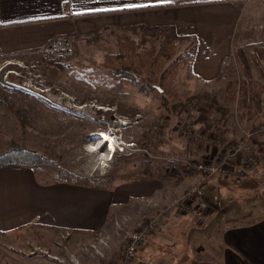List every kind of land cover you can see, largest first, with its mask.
Instances as JSON below:
<instances>
[{
  "label": "rangeland",
  "instance_id": "1",
  "mask_svg": "<svg viewBox=\"0 0 264 264\" xmlns=\"http://www.w3.org/2000/svg\"><path fill=\"white\" fill-rule=\"evenodd\" d=\"M238 6L239 24L244 25L229 44L221 47L227 48L225 52H206L201 34L214 31L216 24L203 20L206 14L201 6L173 4L140 10L144 21L120 14H96L72 21L74 31L54 39L61 44L69 41L68 58L52 55L42 61L36 58L38 50L1 56L0 84L9 92L22 124L0 107V145L21 144L52 160L61 171L108 186L106 190L96 189L98 194H112L114 201L122 203L114 202L104 226L80 236L83 242L75 247L70 241L71 231L48 230L50 227L35 220L27 227L18 225L16 239L0 232V264H118L130 233L191 188L193 174L184 173L182 164L171 168L174 162L211 163L220 156L222 145L235 142L246 145L257 160L247 169L235 162L225 167L226 175L211 176L198 192V204L206 210L204 217L182 214L178 219L195 222L196 227L205 229L199 233L203 236L216 235L215 230L236 220H264V132L246 139L264 127V60L257 62L246 47L264 45V0H244ZM213 38L218 41L223 37ZM120 44L143 54L156 55L162 45L171 50L163 70L172 75V85L186 100L181 101L179 113L167 112L161 96L148 88L159 82L147 66L137 67V80L114 75L110 64ZM229 61L236 72H226L218 81V73L226 71ZM244 65L251 79L263 88L262 112L254 118L224 102L225 81L241 85L247 80ZM186 94H207L220 111L208 112L203 102H188ZM101 132L116 133L121 138L111 157L107 146L97 140ZM202 137L212 138L219 146L207 144L199 139ZM35 174L50 192L67 186L56 182L57 171L42 169ZM141 200L147 201L145 206ZM150 237L141 242L139 254L150 252L142 247ZM106 240L107 247L103 244ZM93 242L94 249L90 247ZM82 246L86 249L81 251ZM139 254L131 264H138Z\"/></svg>",
  "mask_w": 264,
  "mask_h": 264
},
{
  "label": "crops",
  "instance_id": "2",
  "mask_svg": "<svg viewBox=\"0 0 264 264\" xmlns=\"http://www.w3.org/2000/svg\"><path fill=\"white\" fill-rule=\"evenodd\" d=\"M243 2L244 0H171L168 3L161 0H0V58L3 55L29 54L44 48L57 36L72 33L75 28L71 22L81 17L120 14L123 18L129 15L127 18L130 19V15H133L134 20L144 21V18L139 17L140 10L164 9L162 4L201 6L202 12L206 14L202 15L203 20L214 21L216 24L214 31L205 30L201 34L205 39L203 45L206 52H225L227 48L221 47L225 43L229 44L230 39L236 37L243 28L244 24H239L241 12L237 11L241 8L238 5ZM213 37L223 38L215 41ZM66 185V188L50 192L36 180L35 170L1 168L0 232L6 238L16 239L14 235L18 225L24 224L27 227L35 220L50 227H45L48 230L62 228L71 231L70 241L74 247L83 242L80 236L104 226L107 216L109 217L108 212L113 210V203L116 202L115 196L99 195L96 189ZM117 203L122 202L118 200L115 204ZM248 217L251 218L250 215ZM177 219L165 222L145 241L142 247L150 252L146 255L140 253L138 264H158L161 261H167L168 264H264V220H236L227 223L228 227L222 226L220 230H215L216 235L203 236L201 234L205 229L196 227L195 222L189 224ZM200 232L202 233L199 234ZM151 260L153 262L148 263Z\"/></svg>",
  "mask_w": 264,
  "mask_h": 264
},
{
  "label": "trees",
  "instance_id": "3",
  "mask_svg": "<svg viewBox=\"0 0 264 264\" xmlns=\"http://www.w3.org/2000/svg\"><path fill=\"white\" fill-rule=\"evenodd\" d=\"M170 4H162L161 7H169ZM251 53V56L257 61L264 60V45L262 43L250 44L246 46ZM167 57V58H166ZM36 58H39L38 56ZM42 59L46 61L50 59ZM171 58V50L167 49L164 45L160 48L156 55L136 53L131 49H128L125 45L120 44L117 46V51L112 54V60L110 66L114 69V75L122 78H128L130 80H137L135 73L138 71L137 67H145L151 69L153 76L157 77L159 84H149L150 90H155L162 98V104L164 109L172 114H177L183 107L181 101L183 96L172 85L171 77L169 73L163 70L165 62ZM226 71L222 70L218 73L216 79L222 81L226 77V72L234 74L236 72L234 63L229 61L225 65ZM244 73L247 80L241 81V85H238L232 80L225 81V96L224 102L228 105H235L240 108L244 113L249 114L250 118H254L262 112L261 96L263 88L255 80L251 79L249 69L244 65ZM188 96V94H186ZM188 102L199 101L205 104V108L208 112L220 111L217 104L213 100L209 99L207 94L197 95L195 97H189ZM0 107L7 110L22 124L19 117V112L16 110L15 104L11 103L9 99V92L4 89L0 84ZM224 112V110H221ZM245 114V115H246ZM200 118L206 122L205 116ZM200 119V120H201ZM5 167L26 168L31 170L49 169L57 171L58 179L56 182L65 183L69 185L91 188V189H103L106 190L108 186L102 185L96 180H91L70 172L61 171L52 160L44 155H39L33 150L27 149L21 144L10 142L7 145H0V169ZM101 183H104L100 181ZM138 250L136 255L139 254Z\"/></svg>",
  "mask_w": 264,
  "mask_h": 264
},
{
  "label": "built area",
  "instance_id": "4",
  "mask_svg": "<svg viewBox=\"0 0 264 264\" xmlns=\"http://www.w3.org/2000/svg\"><path fill=\"white\" fill-rule=\"evenodd\" d=\"M57 40L52 41L53 43L46 45L44 48L35 52L39 58L47 59L52 55L62 58H68L71 54L70 47L68 48L69 41H63L64 43H55ZM54 51H57L56 54ZM259 132H264V127H259L258 130H255L252 134H249L246 139L252 138L255 134ZM107 135H110L112 138L117 141L115 146H119L121 141L118 134L113 133L109 134L105 132ZM205 141L207 144H213L214 140L212 138H199ZM216 148L219 146V142L214 143ZM221 148V145H220ZM223 151L219 152L220 156L214 162L206 163V162H191V161H175L171 168L176 169L179 164H182V170L184 173L191 172L193 175L191 177V188L185 192L181 197L173 199L172 202L159 209L149 220L143 221L138 225V228L130 233L129 239L126 245V249L123 253V256L118 264H131L133 262V258L136 255L138 247L141 245L143 239L148 236H152L156 231H158L164 222L172 220L174 218H178L185 215H191L195 218L204 217L205 210L201 208L198 204L200 200V196L198 194L200 187L211 177V176H219L220 174L226 175L225 167H229L230 165H239V167L249 168L253 165L255 160H257V156L250 150L247 149L246 145H239L238 143L229 144L226 147L222 145L221 148ZM226 154V156H225ZM168 169V167H167ZM236 178L242 177L241 175L234 174ZM141 204L145 206L147 201L141 200ZM203 206V205H202ZM185 217V216H184ZM146 237V238H148ZM145 238V239H146ZM107 242H103L105 247L108 245ZM94 242L90 244L91 248H95ZM81 251L85 250L84 246L80 247ZM99 258H102L101 256Z\"/></svg>",
  "mask_w": 264,
  "mask_h": 264
},
{
  "label": "bare ground",
  "instance_id": "5",
  "mask_svg": "<svg viewBox=\"0 0 264 264\" xmlns=\"http://www.w3.org/2000/svg\"><path fill=\"white\" fill-rule=\"evenodd\" d=\"M99 135H101V141H104L103 145L106 146V144H108V148L110 149V151H112L116 148L115 145H116L117 141L115 142L114 138H112L110 135H107L105 132H101Z\"/></svg>",
  "mask_w": 264,
  "mask_h": 264
},
{
  "label": "snow or ice",
  "instance_id": "6",
  "mask_svg": "<svg viewBox=\"0 0 264 264\" xmlns=\"http://www.w3.org/2000/svg\"><path fill=\"white\" fill-rule=\"evenodd\" d=\"M161 2L168 3L171 2V0H161Z\"/></svg>",
  "mask_w": 264,
  "mask_h": 264
},
{
  "label": "clouds",
  "instance_id": "7",
  "mask_svg": "<svg viewBox=\"0 0 264 264\" xmlns=\"http://www.w3.org/2000/svg\"><path fill=\"white\" fill-rule=\"evenodd\" d=\"M115 152H116V148L114 149V153H115ZM112 155H113V154H112ZM112 155H111V156H112ZM111 156H110V157H111Z\"/></svg>",
  "mask_w": 264,
  "mask_h": 264
}]
</instances>
